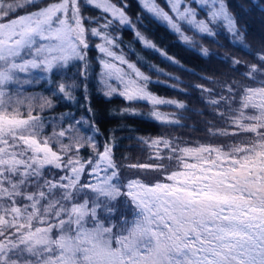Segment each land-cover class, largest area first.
<instances>
[{
	"label": "snow or ice",
	"instance_id": "snow-or-ice-1",
	"mask_svg": "<svg viewBox=\"0 0 264 264\" xmlns=\"http://www.w3.org/2000/svg\"><path fill=\"white\" fill-rule=\"evenodd\" d=\"M251 2L264 11V0ZM84 3L101 13L89 20L97 27L86 28L80 0H59L23 15L16 14L35 0H0V264H264V49L241 74L259 86L241 89L238 113L228 105L234 89L241 88L239 83L227 85V95L218 99L212 98L213 89L195 86L209 97L206 103L215 109L214 115L233 128L229 132L209 122L208 134L248 133L253 137L250 142L225 151L211 145L179 147L167 139H141L139 143L155 150L150 159L157 162L118 163L113 155L116 145L106 142L99 151L93 137L79 134L84 121L74 117L67 128L41 138L40 117L29 111L22 118L5 91L8 84L20 81L19 73L38 68L52 72L67 68L73 60L85 62L80 75H86L90 31L91 37L102 41L95 47L108 58L101 60L105 96L119 94L129 102L186 108L150 93V77L113 50L119 43L109 29L117 21L122 26L131 24L126 6L110 0ZM139 3L142 12L166 22L184 43L193 42L185 30L215 36L217 22H223L234 36L246 35L226 0H164L167 11L158 0ZM202 10L205 19L199 18ZM136 35L146 48L155 49L139 31ZM202 54L207 56L208 50ZM240 64L232 60L234 70ZM170 78L179 83L178 77ZM71 91L65 84L59 86L65 99H73ZM52 106L50 100L40 105L41 109ZM87 110L94 116L90 105ZM247 110L254 114L246 115ZM152 116L162 119L157 111ZM183 118L176 115L164 122L179 124ZM89 127H94V121ZM53 141L59 144V152L53 150ZM161 144L168 151L167 159L176 161L177 170L167 171ZM85 146L93 150L87 160L80 156ZM123 168L161 172L164 182H122ZM48 169L57 172L46 175ZM85 173L89 179L82 182ZM121 197L134 207V219L105 223L115 215L114 202Z\"/></svg>",
	"mask_w": 264,
	"mask_h": 264
},
{
	"label": "trees",
	"instance_id": "trees-1",
	"mask_svg": "<svg viewBox=\"0 0 264 264\" xmlns=\"http://www.w3.org/2000/svg\"><path fill=\"white\" fill-rule=\"evenodd\" d=\"M59 0H35V4L25 7L16 15H23L50 3ZM118 5H125V15L131 21L130 25L122 26L118 21L109 29L112 36L117 37L119 47L114 48L118 54L123 53L125 58L137 64L141 71L150 77L147 90L153 95L167 100H174L186 105L185 109H178L175 105L153 106L144 101L129 102L119 94L110 97L103 93L107 91L102 85L104 79V68L101 60L108 58L103 56L95 47L102 41L98 37H91L88 33L86 75H80L85 67V62L73 60L64 69H53L52 72H44L41 69H30L28 73H19L20 81L13 82L6 86L13 102L19 100L22 103L13 106L18 108L20 116L26 118L29 111L39 116L43 122L42 137H51L53 132H59L61 128H67L70 122L83 120L80 127V135L87 138H94L98 150L102 151L106 142L116 145L114 157L118 163H145L157 162L151 160L154 149L139 143V140L167 139L174 143L178 142L179 147H198L200 145H211L222 147L225 151L232 147L250 142L252 134L240 133L238 135L210 136L208 134V123L211 122L214 128H225L229 132L233 128L225 124L214 115L215 109L209 106L206 101L209 99L206 93L195 87L203 85L205 88L213 89L216 94L212 98H219L220 95H227V85L239 83L240 89H234L236 94L231 97L233 101L228 105L238 113L241 107L243 87H258L251 79L244 78L241 74L247 71V67L256 63L257 54L264 49V11L254 6L251 0H226L228 10L238 17V27L246 35L234 36L229 32L223 22H217L213 37L194 35L193 31L186 30L191 37L192 43H184L181 37L170 30L166 22L154 18L152 15L142 12L139 0H110ZM188 2V0H187ZM161 6L166 8L164 0H158ZM82 15L86 28L97 27L89 20L98 17L101 13L92 6H86L84 0H80ZM195 7V5H193ZM242 8L244 11H242ZM11 18V17H10ZM200 19H205L203 12L199 14ZM139 31L147 40L155 45V49L146 48L139 40L136 32ZM160 51H158V50ZM207 49L208 55L202 54ZM166 56L173 57L178 63H172ZM227 57V62L224 58ZM239 60L241 64L234 70L232 60ZM165 75H160V72ZM170 77H178L179 83ZM261 77H257L260 79ZM65 84L71 88L73 99L68 100L59 92V86ZM115 85V82H113ZM89 97L88 100L85 97ZM44 100L52 102L51 108L41 109L40 105ZM31 105V108H30ZM94 111L88 112V107ZM225 105H221L224 108ZM127 109H138V115H132ZM157 110L165 112L173 118L182 115L184 118L179 124L166 123L164 120H156L149 112ZM148 113L149 115H145ZM202 113V114H201ZM254 114V110H247L246 115ZM94 121V127L89 123ZM64 143H68L67 140ZM54 151L59 152V144L52 142ZM161 154L165 157L163 163L167 171L178 169L175 160H168V151L164 145H159ZM75 150V149H73ZM83 160L93 156V150L85 146L80 151ZM127 157V160L123 158ZM56 169L46 170V175L56 173ZM87 174L82 175V182H87ZM122 182L129 179H140L141 182L152 185L156 182H164V174L161 172H140L123 168L120 177ZM82 194L80 199L82 200ZM117 209L110 221L105 223L119 224L123 219L131 222L134 219L135 209L126 197H121L114 202ZM101 219L105 218L103 212Z\"/></svg>",
	"mask_w": 264,
	"mask_h": 264
},
{
	"label": "rangeland",
	"instance_id": "rangeland-1",
	"mask_svg": "<svg viewBox=\"0 0 264 264\" xmlns=\"http://www.w3.org/2000/svg\"><path fill=\"white\" fill-rule=\"evenodd\" d=\"M58 2H59V1H58ZM185 3H187V0H185ZM165 6H166L165 10L167 11V10H168V6H167V5H165ZM45 7H46V6H45ZM202 12H203V10H202ZM184 27L187 28L188 26L185 25ZM184 35L188 36L189 33H187L186 30H185V31H184ZM166 100H167V99H166ZM16 105H17V104H16L15 102H13V106H16ZM127 111L130 112V113H132V112L140 113V111H139L138 109H127ZM153 111H157V110H153ZM153 111H151V112H149V113L152 115ZM157 112H159V113L161 114V117H162L161 120H164V118L171 119V117H170L169 115L165 114V112H164V113H163V112H160V111H157ZM145 115H149V114L146 113Z\"/></svg>",
	"mask_w": 264,
	"mask_h": 264
}]
</instances>
